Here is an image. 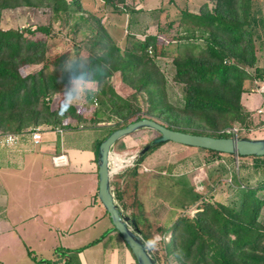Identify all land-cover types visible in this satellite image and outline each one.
<instances>
[{"label":"trees","instance_id":"obj_1","mask_svg":"<svg viewBox=\"0 0 264 264\" xmlns=\"http://www.w3.org/2000/svg\"><path fill=\"white\" fill-rule=\"evenodd\" d=\"M117 1L123 0H104L116 12L134 13L129 5L119 8ZM18 6L48 8L50 13L48 24L35 28L0 24V132L68 124L62 121L64 116L52 109L51 96L64 90L71 71L83 66L66 67L65 60L70 54L67 51L46 56L49 42L58 36L71 42L75 54H84L90 71L104 69L95 96L87 97L88 103L96 106L89 123L111 121L114 116L126 125L130 120L150 117L176 130L228 137L229 134L221 131L223 128L246 126L250 119L241 105V96L247 90L245 80L264 75V69L258 65L264 55V0H215L213 7L203 4L197 13L182 11L178 23L180 34L176 37L160 38V33L142 38L129 35L123 48L98 17L81 8L80 0H0V16L3 10ZM79 36L83 41L76 43ZM169 45L175 51L172 80L182 85V95L175 100V95H168L166 77L157 72V58L170 51ZM42 63L32 73L23 72L25 66ZM116 72H120L127 86L145 96L147 107L142 115L139 108L115 92L110 78ZM67 112L76 119V124L87 121L74 106ZM114 129L109 128L102 137H96V152L100 141ZM204 151L206 163L211 161L209 156H224L225 160L216 165L219 173L227 172V164L234 163L233 154ZM250 157L251 168L264 173V156ZM143 159L144 156L138 158L132 166L113 176V192L117 200L123 201L124 208L135 207L131 217L144 241L157 234L161 236L158 247L150 250L157 264H264L261 218L264 174L256 186L248 179L232 176L234 199L228 202L210 201L211 196L195 190L188 178L182 177L186 179L190 197L175 202L168 200L172 205L166 210L165 219L152 221L145 216L142 203L135 196L137 168ZM240 166L246 165L238 163V169ZM215 172V169L210 171L209 177ZM123 179L125 183L121 186ZM218 179L221 178L212 180L213 185ZM126 199H130L129 203ZM192 206H196L193 214L187 212Z\"/></svg>","mask_w":264,"mask_h":264},{"label":"rangeland","instance_id":"obj_2","mask_svg":"<svg viewBox=\"0 0 264 264\" xmlns=\"http://www.w3.org/2000/svg\"><path fill=\"white\" fill-rule=\"evenodd\" d=\"M81 8L84 11L93 13L98 17L105 27L107 32L111 35L114 41L123 48L127 43V36L135 35V37H144L148 34L160 33V38L167 37L174 38L179 33L178 23L182 17V11H190L197 13L203 4H207L208 7H213L215 0H123L118 2V7L123 5H129L134 9V13L129 11L116 12L111 6L105 5L104 0H80ZM48 8H35L27 6H18L11 9H5L0 16V24L2 27H31L35 28L38 25L48 24L49 20ZM180 34V33H179ZM171 39V38H170ZM82 36L75 39L76 43L82 42ZM69 43V44H68ZM171 45H174L171 44ZM169 45L170 51L165 55L160 56L158 59L157 72L159 75L166 77L169 96L176 97L182 95V85L172 80L174 73V67L172 65V58L174 56V47ZM46 56H56L62 54L65 51L69 52V56L75 54L72 50L71 42L65 37L58 36L52 42H49ZM84 54L81 55L83 57ZM42 64H31L23 68V72L28 74L38 70ZM258 65L264 69V55L259 58ZM251 73L252 70H251ZM120 72L114 73L112 77H119ZM158 75V76H159ZM254 75V74H252ZM121 77V75H120ZM116 78V77H115ZM112 78H110L111 81ZM263 78H254L252 80L247 79L244 82V86L247 89L241 96V105L245 113L249 114L250 119L245 123L242 134L239 137L248 138H264V114L258 112L261 106H264V94L259 92V87ZM113 80V79H112ZM124 83V82H123ZM121 85V84H120ZM118 83L115 84V92L123 99H128L134 108L140 109V114L147 107L145 102V96L134 91V89L128 87L123 89ZM125 86V85H124ZM63 91L60 90L51 96L52 109L58 112L59 116H64L62 121L68 123L69 127L64 125L60 126L63 129L62 146H88L92 140L99 136L102 137L109 128H118L123 126L125 122L119 121L113 116L111 121H102L99 123H89L91 118V112L96 107L94 103H88L87 97L74 104V108L80 114V116L87 118L86 122L76 124L77 121L68 112H59L62 109ZM134 95L137 101L134 100ZM129 121V120H128ZM127 121V122H128ZM131 121V120H130ZM161 122V121H160ZM120 123V125H117ZM235 122L234 124H236ZM165 124V123H163ZM157 135V132L151 128H141L128 136H125L124 141L118 140L111 152L113 155H123L130 157L138 153V151L151 139ZM44 136V135H43ZM56 145L58 151L60 150L61 136L56 134ZM96 144L94 149L96 150ZM211 161L206 163V152L202 148L186 147L176 142L168 141L154 149L145 153L144 159L140 162L137 172V186L135 196L142 203L144 214L152 221L159 218L164 220V216L167 213V209L172 205L168 203V200L182 201L190 197V190L185 185L187 182L185 178H188L189 182L193 185L194 189L199 191L205 196H211L210 201L228 202L233 200L232 189L235 187L232 176L240 177L241 180L248 179V182L253 186H256L261 181L263 171L261 169L251 168L253 158L246 156L240 158V156L234 155V163L227 164V172L219 173L217 164L223 161L224 156H209ZM225 160V159H224ZM132 162L129 164L132 165ZM238 163H243L246 166H240L238 169ZM128 166H131L129 165ZM126 165V167H128ZM124 166L119 172L126 169ZM170 167V169H168ZM215 169L212 178L209 177L210 171ZM141 170V171H140ZM183 173L184 176L173 177ZM111 177V185L113 187V176ZM171 174V175H170ZM172 176V177H170ZM39 177V175H37ZM185 177V178H182ZM249 177V178H247ZM218 179V183H212V180ZM124 179L120 182V185H124ZM213 185V186H212ZM243 185V183H242ZM47 184L44 186L46 187ZM211 190V191H210ZM132 193L130 198H133ZM233 198V199H231ZM116 199V198H115ZM117 203L122 208L125 214L131 216L132 210L135 207L124 208L122 206V200H117ZM130 199H126L129 203ZM170 202V201H169ZM179 204V203H178ZM196 210V206H192L187 209L188 213L193 214ZM261 218L264 223V207L261 209ZM162 223V222H159ZM264 225V224H263Z\"/></svg>","mask_w":264,"mask_h":264},{"label":"crops","instance_id":"obj_3","mask_svg":"<svg viewBox=\"0 0 264 264\" xmlns=\"http://www.w3.org/2000/svg\"><path fill=\"white\" fill-rule=\"evenodd\" d=\"M115 77L114 87H129ZM56 134L0 147V264H138L97 195L96 137L63 148L58 134V151ZM61 152L68 163L55 166Z\"/></svg>","mask_w":264,"mask_h":264},{"label":"water","instance_id":"obj_4","mask_svg":"<svg viewBox=\"0 0 264 264\" xmlns=\"http://www.w3.org/2000/svg\"><path fill=\"white\" fill-rule=\"evenodd\" d=\"M145 127L156 131L157 135L133 155L134 161L143 157L153 147L168 141L237 156H264V138L210 136L184 132L170 128L150 117H142L115 128L100 141L96 152L98 198L109 214L114 229L122 236L137 263L157 264L151 251L145 247V241L136 221L124 213L115 199L111 177L116 172L112 171L109 165L113 145L125 135Z\"/></svg>","mask_w":264,"mask_h":264},{"label":"clouds","instance_id":"obj_5","mask_svg":"<svg viewBox=\"0 0 264 264\" xmlns=\"http://www.w3.org/2000/svg\"><path fill=\"white\" fill-rule=\"evenodd\" d=\"M65 66L75 69L77 66H83L80 70L71 71L68 82L63 91L62 111L67 112L74 104L84 100L86 97H94L97 92V85L100 82L103 68L97 71H90V63L88 60L78 54L70 55L65 60ZM161 241L159 234L149 237L145 240V247L148 250H154Z\"/></svg>","mask_w":264,"mask_h":264},{"label":"built area","instance_id":"obj_6","mask_svg":"<svg viewBox=\"0 0 264 264\" xmlns=\"http://www.w3.org/2000/svg\"><path fill=\"white\" fill-rule=\"evenodd\" d=\"M259 92L264 94V80L261 81ZM258 112L264 114V106H261V108L258 109ZM45 130H52L57 132L58 134H62L63 132V129L60 127L50 128L48 126H42V125H35L25 131H20V132H12V131L0 132V147H17L23 144L26 140L30 142V146L39 145L42 142V133ZM242 130H243L242 127H239L238 125H232L223 128L221 131L223 133L229 134L230 136L239 137V134L241 133ZM51 160L55 166H64L67 165L68 163L66 155L62 152L53 154L51 156ZM133 164L134 162L132 163V165Z\"/></svg>","mask_w":264,"mask_h":264},{"label":"bare ground","instance_id":"obj_7","mask_svg":"<svg viewBox=\"0 0 264 264\" xmlns=\"http://www.w3.org/2000/svg\"><path fill=\"white\" fill-rule=\"evenodd\" d=\"M110 168L112 171L116 172L122 167L126 166L130 162L134 160V156L126 157L123 155H113V153H110Z\"/></svg>","mask_w":264,"mask_h":264}]
</instances>
